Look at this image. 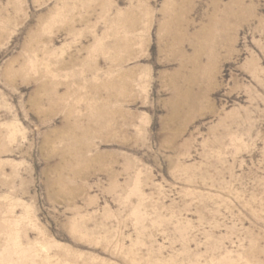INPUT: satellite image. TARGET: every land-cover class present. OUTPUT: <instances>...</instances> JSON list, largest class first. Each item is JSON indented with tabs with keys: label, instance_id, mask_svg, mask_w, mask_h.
I'll use <instances>...</instances> for the list:
<instances>
[{
	"label": "rangeland",
	"instance_id": "1",
	"mask_svg": "<svg viewBox=\"0 0 264 264\" xmlns=\"http://www.w3.org/2000/svg\"><path fill=\"white\" fill-rule=\"evenodd\" d=\"M0 264H264V0H0Z\"/></svg>",
	"mask_w": 264,
	"mask_h": 264
},
{
	"label": "bare ground",
	"instance_id": "2",
	"mask_svg": "<svg viewBox=\"0 0 264 264\" xmlns=\"http://www.w3.org/2000/svg\"><path fill=\"white\" fill-rule=\"evenodd\" d=\"M178 89V91H181L179 88H177Z\"/></svg>",
	"mask_w": 264,
	"mask_h": 264
}]
</instances>
